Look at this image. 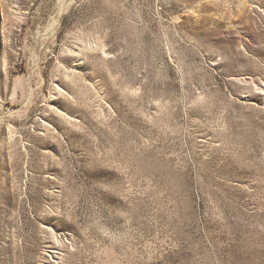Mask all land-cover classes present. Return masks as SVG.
<instances>
[{"label": "rangeland", "instance_id": "1", "mask_svg": "<svg viewBox=\"0 0 264 264\" xmlns=\"http://www.w3.org/2000/svg\"><path fill=\"white\" fill-rule=\"evenodd\" d=\"M0 264H264V0H0Z\"/></svg>", "mask_w": 264, "mask_h": 264}]
</instances>
